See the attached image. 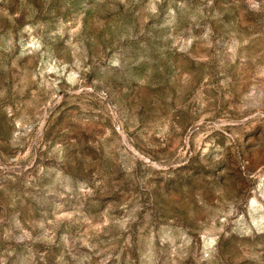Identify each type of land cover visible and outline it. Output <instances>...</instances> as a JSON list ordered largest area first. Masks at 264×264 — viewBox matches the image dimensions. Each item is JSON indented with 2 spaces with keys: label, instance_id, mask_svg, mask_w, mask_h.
I'll list each match as a JSON object with an SVG mask.
<instances>
[{
  "label": "rangeland",
  "instance_id": "rangeland-1",
  "mask_svg": "<svg viewBox=\"0 0 264 264\" xmlns=\"http://www.w3.org/2000/svg\"><path fill=\"white\" fill-rule=\"evenodd\" d=\"M0 264H264V0H0Z\"/></svg>",
  "mask_w": 264,
  "mask_h": 264
}]
</instances>
